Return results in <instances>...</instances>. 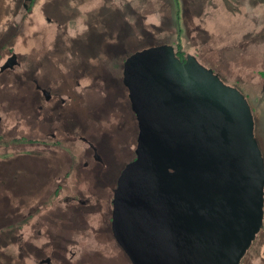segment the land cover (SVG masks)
I'll list each match as a JSON object with an SVG mask.
<instances>
[{"label": "rangeland", "instance_id": "obj_1", "mask_svg": "<svg viewBox=\"0 0 264 264\" xmlns=\"http://www.w3.org/2000/svg\"><path fill=\"white\" fill-rule=\"evenodd\" d=\"M257 1L176 0L174 9L180 16L177 23L183 25V29L177 31L174 10H169L168 0H35L30 12L28 0L19 1V4L14 3L15 0H0L2 48L6 31L12 27L15 29L8 47L0 48V66L13 54L8 52L12 47L24 65L17 67L18 72L28 69L38 74L39 79L48 77L54 90L60 86L57 85L59 82L68 78V83H64L66 96L73 92L75 96L85 95L92 104H99L103 96L92 77L80 76V85L70 77L73 66L80 63L75 46L92 32V28L103 31L99 25H105L102 18L107 13L111 16L109 25L120 29L121 14L123 20L129 22L123 25L122 33L131 35L129 41L135 40L136 43H132L133 50L128 53L121 45L114 46L118 57H105L103 64L112 77L117 78V96L122 104H126L125 110L129 105L126 103L127 93L122 92V60L137 50L164 44L175 49L181 46L187 57H195L194 61L199 65L213 70L223 82L241 90L257 120L261 118L260 102L264 106V100H261L264 74H260L264 70V2ZM148 36L153 40L144 43L150 38ZM12 81L0 88V116L6 129L0 130V159L9 160L12 155L27 152L34 158L41 156L46 163L51 159L55 165L51 172L46 163H42L39 170L33 168V173L39 174L42 180L49 177L52 180L49 179L48 184L41 181L36 185L38 190L29 197L27 189L31 181L28 176L23 182L19 180L13 184L18 194L8 193L9 204L13 208L21 206L25 217L19 225L8 226V235L1 233L4 231L0 229V240H3L0 244L4 246L0 248V259L7 264H131L115 239L101 231L110 217L113 198L112 189L103 184L106 171L112 181L116 167L120 169L130 158L126 150L129 137H123L117 150L111 141L102 140L97 157H90L88 167H84L85 159L82 158L86 145L80 141L74 144L65 142L61 149L58 148V156L40 153L35 139L41 135L30 123L37 119L36 105L28 101L29 109L23 110L20 107L23 92ZM122 116H125L123 112ZM257 122L255 138L263 151L264 136L257 132ZM134 146V141L130 142L128 149H134ZM98 157L103 160L102 164H97ZM28 159L21 160L23 173L32 169ZM95 167L103 168V176L92 174ZM13 171L17 174L20 170ZM256 243L246 254L249 258L243 256L242 264H264V245Z\"/></svg>", "mask_w": 264, "mask_h": 264}, {"label": "water", "instance_id": "obj_2", "mask_svg": "<svg viewBox=\"0 0 264 264\" xmlns=\"http://www.w3.org/2000/svg\"><path fill=\"white\" fill-rule=\"evenodd\" d=\"M176 54L155 45L124 63L140 133L115 192L113 236L132 264H240L264 221L253 109L195 57Z\"/></svg>", "mask_w": 264, "mask_h": 264}, {"label": "flooded vegetation", "instance_id": "obj_3", "mask_svg": "<svg viewBox=\"0 0 264 264\" xmlns=\"http://www.w3.org/2000/svg\"><path fill=\"white\" fill-rule=\"evenodd\" d=\"M79 42L81 43H77V48L75 47V49H77L76 53L79 56L80 63L73 66L74 70L72 76L70 74V77L75 79L74 81H76V83L79 85L81 83L80 76H88L89 78L92 77L94 83L99 85L100 92L102 93L101 95L103 96L101 97L99 104H92L91 102L86 100L85 95L75 96V93H70L71 91L69 92L70 94L66 96L64 83L67 82L68 78L62 83L59 82V84L57 85L60 86H57L54 90V88L50 86V78L41 77V79H39L38 74H34V72L32 71L29 72L28 69L23 70L21 68L22 70L18 72L17 67H24V65L20 63V60H18L19 56L15 53L11 54L9 59L13 56H16L17 64H15L13 67H5V62L0 66V88H3V86L6 84L8 86V82L12 81V79L15 78V81H12V83H14L15 86L18 84L17 86L19 89H21V93L23 92L22 95H20L21 93L19 94L21 96L23 110L29 107L27 106L29 105L28 101L34 102V104L36 105L35 107L37 119L30 123L35 126V131L41 135V137L35 139L36 144H38L37 146L41 150L40 153L46 152L50 153V155L54 154L58 156V148L61 149V145L65 144V142H68V144H74L80 141L82 143H85L86 145L83 148L82 158L85 159L84 167H88L90 164L88 161L89 159H91L90 157H97L100 149L99 145L101 144L102 140L111 141L114 145V149L117 150V148L119 149L121 146L123 137H129L126 141V150L128 152L127 156L130 158L121 166L120 169L119 166L116 167L115 171L112 173V181L111 178H109V176H111L109 171H106L107 175L104 178L105 181L103 182L105 188L112 189L113 198L110 209V217L108 219V222H106L107 224L102 228L101 231L107 233V237H112L117 242V239L115 238V236H113V225L111 223L113 221L112 209L114 205V196L116 189L119 186L118 182L120 181L124 169H126V167H128V165L135 161L138 157L136 156L138 147L137 142L140 133L139 122L138 118L136 117L137 114L132 108L128 87L124 85L123 80L124 63L127 57L132 53L129 54L124 61L122 60L121 65L123 71L120 79L121 83L124 85V90L122 92L125 91L127 93L126 103L129 105V108L125 110L124 106L126 104H122L117 96V78H113L110 70H107V66L103 64L105 57L117 58L118 50L116 48H107L106 42L96 39V37L92 36L91 33L86 34L85 38H83V40ZM176 52L178 53V51ZM176 55L181 60L185 59L186 61H188L187 55L183 53L182 50H179V53ZM121 58L123 59V56ZM95 59L97 60V62ZM262 99L264 100V95L263 97H261V100ZM258 107H261L262 112L260 114L261 118L257 119V125H259L258 132L260 134L262 133L264 136V106L262 107V102H260ZM255 109L258 108L256 107ZM122 112L125 116H122ZM121 116L123 118L125 117V119H122ZM27 120L28 119L25 118V121L29 123V121ZM1 121L3 120L0 116V124L2 123ZM103 123H105L106 125H104ZM9 132H11V130ZM133 141L135 143V146L134 149L130 148V151L128 149V144ZM26 153L27 152L23 153L22 155L17 154L16 156L12 155L14 158L11 156V159L9 158V160H6L7 163L5 165V171L10 172V178L11 180H13L12 183H19V180L23 182L26 176L29 177L31 186H29V191H27L28 197L36 190H38V186L36 185L41 183V181H44V184H48V182L50 181L49 179L52 180V178L49 177L48 180H42L39 174L33 173V168H35V170H39L40 165L42 163H46V161L41 159V156L39 158H34V156L30 152V156H28ZM22 159L25 161L26 159H28L30 162L29 164L32 165V169L29 170V173H23L24 169L21 168ZM96 162L97 164H102L103 160L99 158L98 160H96ZM46 164L48 165V170L50 169L51 172L55 164L51 159ZM16 166L20 167V171L17 174L13 171V169L16 170ZM92 171H94L92 174L95 176L97 173L98 177L103 176V174L105 173L103 168L101 169L100 167H95ZM254 243L258 244L259 246L264 245V221L263 227L257 234L256 239L252 242V246L246 253L247 255L248 252L250 253V250L253 248ZM117 245L122 250L124 256H127L126 258L129 259L128 255L122 249V246L119 244V242H117ZM246 254L245 259H248L249 257H246ZM243 261H241L240 264H242Z\"/></svg>", "mask_w": 264, "mask_h": 264}, {"label": "trees", "instance_id": "obj_4", "mask_svg": "<svg viewBox=\"0 0 264 264\" xmlns=\"http://www.w3.org/2000/svg\"><path fill=\"white\" fill-rule=\"evenodd\" d=\"M11 1H13V0H11ZM19 1H22V0H15L14 3L19 4L18 3ZM33 1H35V0H28L29 3H28L27 8H28L29 12H30V10H32L33 4H34ZM175 1L176 0H168L167 4H168L169 10L171 12L174 10V12H173L174 20H175L174 23H175L176 28L178 29L177 31H180V29L181 30L183 29V25H180L179 23H177V21L180 20V16L178 15L177 10L174 9L175 8L174 5L175 4L177 5V3ZM171 5L173 6V9H172ZM120 12H121V10H120ZM120 17H121L120 18L121 19L120 29H117V27L115 25L114 26L109 25V22L111 21V16H110V14L107 13L105 15V17L102 18V22L105 25H102L101 23L99 25V28L101 27V29L103 31L100 32V29H99V30H97L98 31L97 32L94 30L95 28H92L91 34H92V36L96 37V39L103 40L104 42H106L107 48H114V46H116V45H117V47L119 45H121V48L122 49L124 48L126 53H128L130 50H133L132 43L134 44L136 42H135V40L129 41V40H132V39H129V37L131 35L128 34V35L124 36V33H122L123 25L126 23H129V22H128V20H125V19L123 20V17L121 16V14H120ZM6 32H7V34L5 37L1 34L4 37V39L2 40V41H4V42H2L4 47L2 48V45H0L1 50L8 47V43H10L9 41H11L10 37L12 35H14L15 29L12 27V28H9L8 31H6ZM97 35H100V36H97ZM110 36L113 37L114 39L113 40L110 39ZM148 37H150V36H148ZM150 40H153V38L152 37L148 38L144 43H146ZM5 42L7 43L6 45H5ZM77 43L80 44L81 42H77ZM180 48H181V46L176 47V49L174 47L175 51H178V53H179V50H182ZM11 49H13V48L12 47L8 48V52L9 53H12V52L15 53L14 50H11ZM31 104L35 105L34 102H32ZM20 107H22V105ZM0 130H5L3 123L0 124ZM6 160H7V158H5V160L0 159V229H2L1 231H4L1 233L8 235V230H7L8 226L9 225H14V226L19 225L22 222L21 220L25 216L23 215V213H21V206H16L13 208L9 204L8 193L13 192L16 196L18 193L16 192L15 188L12 187L14 183H12L13 180H11V178H10V174H9L10 172L5 171V165L7 163ZM16 170H20V167L16 166ZM14 190H15V192H14ZM27 191H29V189ZM0 241H3V240L1 239ZM1 245L3 246V244H0V248L2 247ZM0 264H7V263L3 262L2 258H1ZM8 264H11V263H8ZM12 264H14V263H12Z\"/></svg>", "mask_w": 264, "mask_h": 264}, {"label": "crops", "instance_id": "obj_5", "mask_svg": "<svg viewBox=\"0 0 264 264\" xmlns=\"http://www.w3.org/2000/svg\"><path fill=\"white\" fill-rule=\"evenodd\" d=\"M257 2H264V0H259ZM254 5H257V3H255ZM262 6H264V5H262ZM260 74H264V70H262Z\"/></svg>", "mask_w": 264, "mask_h": 264}]
</instances>
